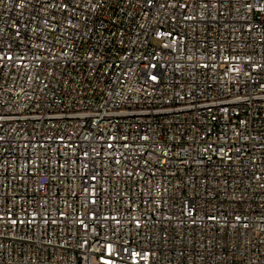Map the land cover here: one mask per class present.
Here are the masks:
<instances>
[{"label": "built area", "instance_id": "1", "mask_svg": "<svg viewBox=\"0 0 264 264\" xmlns=\"http://www.w3.org/2000/svg\"><path fill=\"white\" fill-rule=\"evenodd\" d=\"M0 264H264V0H0Z\"/></svg>", "mask_w": 264, "mask_h": 264}]
</instances>
